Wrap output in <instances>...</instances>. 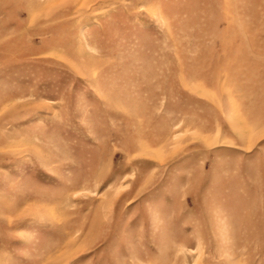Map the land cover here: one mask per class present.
Masks as SVG:
<instances>
[{"label":"rangeland","instance_id":"obj_1","mask_svg":"<svg viewBox=\"0 0 264 264\" xmlns=\"http://www.w3.org/2000/svg\"><path fill=\"white\" fill-rule=\"evenodd\" d=\"M0 264H264V0H0Z\"/></svg>","mask_w":264,"mask_h":264}]
</instances>
